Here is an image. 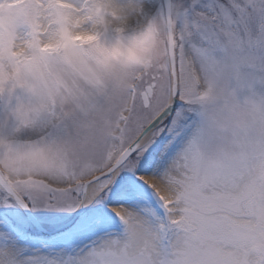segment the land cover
I'll return each mask as SVG.
<instances>
[{
    "label": "snow or ice",
    "instance_id": "snow-or-ice-1",
    "mask_svg": "<svg viewBox=\"0 0 264 264\" xmlns=\"http://www.w3.org/2000/svg\"><path fill=\"white\" fill-rule=\"evenodd\" d=\"M0 264H264V0H0Z\"/></svg>",
    "mask_w": 264,
    "mask_h": 264
}]
</instances>
